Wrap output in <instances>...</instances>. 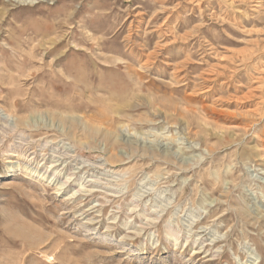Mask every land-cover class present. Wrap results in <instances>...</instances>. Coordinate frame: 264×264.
Segmentation results:
<instances>
[{
    "label": "rangeland",
    "instance_id": "1",
    "mask_svg": "<svg viewBox=\"0 0 264 264\" xmlns=\"http://www.w3.org/2000/svg\"><path fill=\"white\" fill-rule=\"evenodd\" d=\"M0 264H264V0H0Z\"/></svg>",
    "mask_w": 264,
    "mask_h": 264
}]
</instances>
